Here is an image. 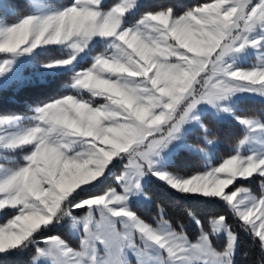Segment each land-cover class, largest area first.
<instances>
[{
	"label": "snow or ice",
	"instance_id": "obj_1",
	"mask_svg": "<svg viewBox=\"0 0 264 264\" xmlns=\"http://www.w3.org/2000/svg\"><path fill=\"white\" fill-rule=\"evenodd\" d=\"M68 72L31 115H0V264H238L244 237L264 257V120L236 108L264 99V0H0V90ZM209 115L244 130L218 163L189 142L215 147ZM153 182L220 211L179 209L194 238L162 201L149 220Z\"/></svg>",
	"mask_w": 264,
	"mask_h": 264
},
{
	"label": "trees",
	"instance_id": "obj_2",
	"mask_svg": "<svg viewBox=\"0 0 264 264\" xmlns=\"http://www.w3.org/2000/svg\"><path fill=\"white\" fill-rule=\"evenodd\" d=\"M15 2L23 5L27 0H15ZM50 2L55 3L56 0H50ZM144 2L153 7L159 6L162 3L171 4L178 10H183L195 3L205 2V0H144ZM23 11H25V9H21V12ZM54 55L55 53L45 55L41 59L47 61ZM30 70L32 69H26V73ZM70 78L71 73L68 72L55 79H49L45 83H41L37 79L35 82L27 83L22 87L13 84L10 87L0 90V115H26L31 113L32 108L36 105L64 94L67 84L70 83ZM239 104L242 108L238 110V112L242 116L264 117L263 101L246 98L241 99ZM205 123H207L211 129L209 138H216L215 152L220 157H226L230 154L232 146H234L239 139L243 138L244 130L241 125L233 119L220 120L209 115L205 118ZM189 141L199 146L205 145L202 133L196 136H190ZM219 158L215 159V161H219ZM203 163V155L196 152L181 153L180 157L177 159V164L182 169L190 168L195 170ZM149 191L153 198L152 202L143 204L138 209L140 214L151 220V218L156 215V201H162L163 204L169 208V217L175 218L176 216H180L187 224L188 231L193 238L198 233V229L195 224L188 220L186 214L180 212L179 209L184 204H188V206L201 218L207 217L209 213L220 211L217 206L202 201H185L183 198L177 197L176 194L172 193L164 185L156 182L152 183ZM73 240L75 241L74 237ZM245 252H248L247 256L244 255ZM27 259V255L14 258V264H25ZM262 259H264V257H261L258 248L251 247L249 239L244 237L241 250L237 255L238 264H261Z\"/></svg>",
	"mask_w": 264,
	"mask_h": 264
},
{
	"label": "rangeland",
	"instance_id": "obj_3",
	"mask_svg": "<svg viewBox=\"0 0 264 264\" xmlns=\"http://www.w3.org/2000/svg\"><path fill=\"white\" fill-rule=\"evenodd\" d=\"M246 67L247 66H249V65H245ZM34 70L32 69V70H30L29 72H27V73H31V72H33ZM246 98H251V99H254V100H260V101H263L264 102V99H262L261 97H259V96H245V97H243L242 99H246ZM236 108H237V113L239 114V115H241L239 112H238V110H241V108H242V106L240 105V104H238L237 106H236ZM26 115H31V113H29V114H26ZM216 118H218V119H220V120H224V119H233L231 116H228V115H222V116H220V117H216ZM256 118H259V119H261V120H264V117H256ZM234 120V119H233ZM242 127V126H241ZM243 129V128H242ZM190 143H192V144H194L193 142H191V141H189ZM200 147H202V148H207L208 150H209V152L214 156V163H218V162H220V160L219 161H215V159H218L220 156L218 155V154H216V152H215V148H216V145H215V147H213V146H210V145H207L206 144V142H205V145L204 146H200ZM232 148H233V146H232ZM252 188H253V190H254V192L257 194V195H261V194H264V190H262L261 189V187H260V183H259V180L257 179L256 181H254L251 185H250ZM220 243H223V240H221L220 241ZM133 259V264H135V259H134V257L132 258Z\"/></svg>",
	"mask_w": 264,
	"mask_h": 264
}]
</instances>
